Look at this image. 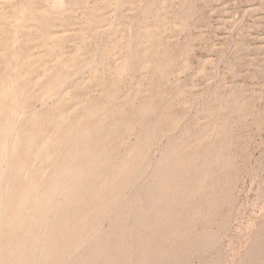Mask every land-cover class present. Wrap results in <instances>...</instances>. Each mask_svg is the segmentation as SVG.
Returning a JSON list of instances; mask_svg holds the SVG:
<instances>
[{
    "label": "rangeland",
    "instance_id": "374dc122",
    "mask_svg": "<svg viewBox=\"0 0 264 264\" xmlns=\"http://www.w3.org/2000/svg\"><path fill=\"white\" fill-rule=\"evenodd\" d=\"M19 1H13L18 6H15L19 9L17 12L27 9L26 4L31 3L45 14L41 17L36 13L32 25L16 34L8 27L0 26V72L5 77L11 75L4 77L3 80L9 79L5 85L0 74V82L7 86L12 80L14 83L7 86L9 90L15 85L13 91L21 93L23 87L25 93V96L23 91L17 95L18 100L24 96L25 106L14 130L19 126V134L30 130L34 134V143H39L47 134L54 137L50 143L42 145L45 149L42 155H52L51 160L47 156L34 164L43 168L45 175L54 171V164L62 163L65 152L73 149L79 152L83 164L86 157L88 160L92 157L91 149L101 150L102 158L92 165L93 169L90 166V171L96 174V184L83 192L92 197L97 188L121 186L109 198L89 203V215L97 208L103 210L97 224V231L101 230L96 231L95 236L110 237L111 221L117 219L122 210L131 213L133 209L129 207L133 201L140 207L142 203V206L147 204L143 196V202L141 200L142 191L150 186L156 171L165 169L174 179L169 181L170 191L164 195L171 205L170 220H167L171 223L153 225V233L152 225L146 226L150 222L148 219L136 221L131 215H121L120 232L124 236L120 246L128 247L127 264H135L139 242L148 243L152 249L149 257L164 258L167 260L164 264H171L173 256L178 258L177 264H264V0H62V4L58 0H47L46 3L45 0H22L21 4ZM0 5L5 15L2 17L12 20L14 11L7 5ZM19 5H22L21 9ZM87 17L95 19L92 22ZM49 33H55L56 44L50 42L43 47L42 41ZM13 34L22 38L18 39L17 47H14L17 39ZM10 41L14 43L15 53L11 51ZM11 53L12 58H9ZM14 55L18 56L16 62L12 60ZM31 55H34L33 60ZM39 56L38 64L34 62L36 69L32 72L27 66L26 70L27 62L35 61ZM6 61L4 68L8 65L10 73L9 68H3ZM8 61H13L12 67ZM31 65L30 68L35 67L33 63ZM121 65L127 69H121ZM12 70L15 76L11 74ZM18 71L21 76H17ZM57 72L64 74L66 80L51 91L46 89L49 95L41 99V88L52 85ZM49 75H53V79ZM59 116L63 118L55 123ZM80 124L91 127V133ZM69 129L87 134L80 141L85 147L91 144L87 150L81 146V152L79 144H72L77 140L70 139ZM41 133H46V137ZM66 136L69 137L67 140ZM146 139L144 152L137 150ZM46 145L48 147L44 148ZM169 147L177 149L175 159L163 158ZM19 150L23 156L33 149L20 147ZM105 151L108 154H104ZM105 160L109 164L107 167ZM68 168L73 170L75 166ZM110 172L115 173L117 181L108 180ZM103 179L105 184L101 185ZM88 180L80 181L77 187L89 184ZM184 192L187 195L181 199ZM130 200L131 203L126 204ZM108 201L110 203L104 205ZM71 207L70 212L76 210ZM24 223L27 225L28 220ZM79 224L82 231L87 226V222ZM131 224L133 231L129 229ZM83 234L84 231L79 233ZM81 241L78 251H70L64 262L57 264L75 263L78 255L90 250L91 243H95L93 237H84ZM113 250L107 249L104 255L113 256L117 252ZM42 255L38 253L37 257Z\"/></svg>",
    "mask_w": 264,
    "mask_h": 264
},
{
    "label": "bare ground",
    "instance_id": "6f19581e",
    "mask_svg": "<svg viewBox=\"0 0 264 264\" xmlns=\"http://www.w3.org/2000/svg\"><path fill=\"white\" fill-rule=\"evenodd\" d=\"M13 1L14 0H0V4L7 5L8 7L11 8V11H14L12 14L15 13L13 15L15 17L12 20H11V18H10V20H7V16L6 17H2V16H5V15L2 12V10H0V19H1L0 26L8 27L9 29H11V31H13V33L15 32L14 34H16V32L17 33L20 32V30L23 29V28H29L32 25V21H34V19H36V18H33V17H36V16H34V15H36V13H39L40 15H38V14L37 15L41 16V17L43 15V13L45 14V12H43V11L40 12V9L39 10L35 9L34 6L31 3L29 5L26 4L25 7L27 9H23L22 8V10L19 13V12H17L19 10V9H17L18 6L16 5V2H13ZM21 1H19V4H21ZM33 1H35V0H33ZM46 1L47 0H45V3H46ZM58 1H59L60 4L63 3L62 0H58ZM43 2H44V0H43ZM68 3L70 4V2H68ZM30 5H32V6H30ZM105 5H106V3H105ZM15 6H17V8ZM21 6L22 5H19L20 9H21ZM1 7L2 6L0 5V8ZM28 11H30V14H31V11H35V13L33 14V12H32V14L30 15V14H28ZM54 11H55V9H54ZM156 11H158V10H156ZM18 13H19V15H18ZM16 14L18 16H16ZM27 15H30L31 18L27 19L29 17ZM48 16H51V15H48ZM64 16H66V15H64ZM155 16H156V14H155ZM53 17H55V16H53ZM63 19H65V18H63ZM87 19H90L93 22V19H95V18L91 19V17H89V18L87 17ZM26 21H28L27 24L22 25V22H26ZM94 21H96V20H94ZM153 22H155V21H153ZM89 24L92 25L91 22H89ZM158 24H159V22H158ZM161 24H163V23H161ZM156 26L157 25H155V31L157 29ZM95 29H97V28H95ZM159 29H161L160 26H159ZM64 33H66V32H64ZM54 34L55 33H49L47 36H45L44 40L42 41L43 42L42 43L43 47H47L49 44H51L50 42H53V44H56V43H54V41H55V39H57V37H55ZM143 34H144V31H143ZM145 35H146V33H145ZM147 35H146V38L148 37ZM154 35H155V33H154ZM15 36L16 35H14V37ZM18 36H19V34H17V38L15 37L17 39L16 41H18V39H22L20 37L18 38ZM11 37H12V35H11ZM152 37H155V36H152ZM157 37H160V36L157 35ZM9 40H11V39H9ZM12 40L14 41V38ZM13 41L12 42L10 41V42L13 43ZM16 41L14 43H16L17 45H15L14 47L18 46L19 41L18 42H16ZM6 43H7V41H6ZM11 43L10 44L8 43V44L11 45V46L14 45V43L13 44H11ZM139 46H141V45H139ZM53 47H55V46H53ZM7 49H8V47H7ZM9 49H11V47H9ZM12 50H13V46H12L11 51ZM14 50H13V52L15 53ZM146 50L147 49H145V51ZM11 51L9 50V53ZM19 51H20V49H19ZM16 52H18V50ZM12 53L9 54V56L12 55ZM129 53H130V51L128 52V54ZM48 54H49V52H48ZM33 56H32V60H33ZM131 56H133V55H131ZM17 57L14 55L12 60H15V58H17ZM126 57H125V59H126ZM9 58H12V57L10 56ZM37 58H38V61H36ZM37 58L35 59V61L29 60V62H27L29 64L28 65L26 64V67L28 66L29 69H32V72H33L34 68L36 69V66L34 65V62H36V64H38L40 56L37 57ZM7 60H8V58H7ZM43 60H44V58H43ZM53 60L51 62H53ZM127 60H128V58H127ZM131 60H133V59H131ZM10 61H11V59H10ZM10 61H8L9 62L8 63L9 66H10V63L13 62V61L12 62H10ZM16 61L17 60H15V62ZM18 61H19V58H18ZM126 62L127 61H125V63ZM30 63L31 64L33 63V65L35 67L30 68V67H32V65L29 66ZM5 64H7V61L4 63L3 68L5 67ZM126 64H129V63L127 62ZM126 64L124 66H127ZM16 65H18V64L16 63ZM51 65H53V64H51ZM55 65H57V64H55ZM122 65L120 67L121 69L124 67ZM64 66L65 65H63V67ZM10 67H12V66H10ZM28 67L26 68V70H28ZM6 68H9L8 65L6 66ZM6 68H4V69H6ZM23 68H21V70ZM124 68H126V67H124ZM6 71H3V72L4 73L5 72L8 73V69ZM55 71L56 70L54 69V72ZM57 71H58V69H57ZM60 71H58V72H60ZM58 72L54 76L56 79H54V82L52 83V85L46 87L45 86L46 84L44 83L45 87L41 88L42 93L40 92L41 93V97H42V98L39 97L40 101H41V99H43V97L46 98V96L49 95V93H48L49 91L45 92L46 89L50 90L52 87L58 86L60 83H62L63 81L66 80L65 75L64 74L60 75V73L58 74ZM6 73H5V75L7 76L8 74H6ZM9 73H10V68H9ZM12 73H14L13 70H12L11 74ZM17 73H18L17 76H19V75L21 76V74H22V73H20V71H18ZM0 74L2 76L1 72H0ZM13 75L15 76V73ZM45 76L46 75H44L43 77H45ZM4 77H5L4 75L1 77L2 80L5 79V78H8V77H11V75L7 76L5 78ZM51 77H53V75L50 76V78ZM50 78H49V80H50ZM11 79H13V78H11ZM51 79H53V78H51ZM2 80H0V81L2 82ZM7 80L9 81V79L3 80L4 84H5V82ZM47 80H45V81H47ZM1 82H0V85H2ZM43 82H41V83L43 84ZM12 83H14V82H12V80H10V84L7 85V86L9 87ZM16 83H17V81H16ZM30 83H28V84L30 85ZM38 84H39V82H38ZM4 86L2 85L3 88H1V86H0V264H57V262H64L66 255L70 251H72L74 249H77V248L79 249V246H80L79 244L81 242H83L81 240L84 237H93L94 240H95V243L93 244V243L90 242L91 245H93V247L90 250L88 249L87 252L79 254L78 257H77L76 262L73 263V264H127V262L125 261V257H126L125 255H126V250L128 249V247L120 246V240L123 238L124 234H122L120 232V229L122 228L121 227L122 224L120 225V223H121V221H123V219L120 221L119 218H120L121 215L127 214V215H131V217L134 218V220H136V221H140V220L143 221V220L148 219L150 222L148 221L149 222L148 223L147 221H145V223H148L146 226L148 227V225L149 226L152 225L151 226L152 227L151 230L153 231V233H154L153 225H155V224L159 225L162 222H164V226H167V224H170L171 222L167 223V220L169 219L171 205H169L166 202L164 195L170 191L169 190V181L174 180L173 176L171 175V172L168 173V172H165V169H164V171H161L163 169H160V172L156 171L154 173L153 178L151 180L152 182H151L150 186L147 187L144 190V192L142 191L143 195L140 196L141 200H142V196L145 198V201H146L147 204L142 206L143 205V203H142L141 207H140L137 204L136 201H133L132 206L130 205L131 207H129V208L133 209L131 211V213L130 212L126 213V210H122L121 212L119 211L120 212L119 213V215H120L119 217L117 215L118 213H116L118 218L117 219L113 218V220H115V221H114V223H112V221H113L112 220L111 221V225L112 226H109L110 228L112 227V231H111L112 233H111L110 237L109 236L107 237V238H109V240H107V238H99V237L95 236L94 233H96V231H97L98 220L103 216L102 215L103 214V210H102V207L101 208H97L96 211H94L95 213L93 212L94 213L93 215H89L90 209H91V205H89V203L90 202L93 203L96 200L98 201L100 199L109 198L111 193L115 192V191L117 192V190L121 186V185L119 186L117 184L118 186L116 185V186L109 187V188H104V189L97 188V190L95 189L93 191V196L94 197L93 196L91 197V195H90V197H87L86 193L83 192L84 190H87V188H89V187L90 188L94 187L95 184H96V181H97V178L95 177L96 174L94 175V172L92 173V171H90V169L92 168L93 164L96 165V162H98V158L99 157L102 158L101 157V154H102L101 150L100 149H91V156L92 157H90V160H88V158L86 157L84 160L87 159L88 162H86L87 161L86 160L85 163L81 164V162H80V153L79 152H74L73 151L74 149L72 148L73 150L69 151L67 154H66V152L63 153L62 157L63 156L66 157V158L63 157L64 160L62 161V163L63 162L64 163L63 164L60 163L59 165L58 164L56 165V164L52 163V165L54 164L53 165L54 166V169H53L54 171H50L51 173L48 172L49 174L45 175L44 172H43V168L42 169L41 168H37V167L34 166V164H35V162L37 160L40 161V159H42V158L44 159L47 156H48L47 159L51 160L50 157H52V155H50V156L47 155L46 157H44L42 155L44 153L43 151L45 150V149L43 150L42 145H44L45 143H48V142L50 143V141H52L54 139V137H48V134H47V137H46V135H45L46 133L45 134L41 133V134L45 135L46 138L42 139L39 143H34V141H33L34 140L33 139L34 134L30 130H25L22 134H19L17 132V130L19 129L20 126L17 127L18 129L16 131L14 130L16 125L18 124L17 123V118H19L18 116H20V114L22 113V110H23V108L25 106L24 101L22 99V98H24V96H25L24 94L25 93H24L23 87H22L23 93H22V91H21V93L24 96L22 98L20 97L21 100H18L17 99V95L20 92H18V94H17L15 91L12 90V88L15 87V85L12 86L11 90H9L10 88H8L7 86H5L6 87V89H5ZM32 86H30V87H32ZM59 86H61V85H59ZM62 87H64V86H62ZM24 90H26V89H24ZM21 93H20V95H21ZM50 95H51V93H50ZM35 97L37 98V96H35ZM53 97H54V95H53ZM49 99H51V97ZM30 103H31V101H30ZM41 106H43V105L41 104ZM30 111H28V112H30ZM31 112H33V111H31ZM104 114H106V113H104ZM26 117H28V116H26ZM30 117H32V116H30ZM61 117L62 116H59V119H57V121H55V123H57V122L59 123ZM93 118H95V117H93ZM97 118H98V116H97ZM24 120H25V117H24ZM22 122H23V118H22ZM33 122H34V120H33ZM36 122H37V120L35 121V123ZM19 124L20 125L22 124L21 121L19 122ZM60 124H58L57 126L59 127ZM71 124H72V122H71ZM54 125H56V124H54ZM101 125H102V123H101ZM81 126H82V128L85 127V129L88 127V125L87 126L81 125ZM28 127H30V126H28ZM32 127H34V126H32ZM58 127H55V129L58 128ZM78 127L80 128V126H78ZM100 127H102V126H100ZM51 128L54 129V127H51ZM64 128H66V127H64ZM90 128H87V130H89ZM53 129L51 131H53ZM89 132L91 133V130H89ZM89 132H88V136H90ZM85 133H87V132H85ZM64 135H65V133H64ZM69 135H71V136H69ZM69 135L68 136L71 137L70 139H76L77 140L74 143H72V141H71V143L72 144H76L74 146H77V144H79L78 145L79 146L78 150H81L82 149L81 148L82 145H80V141L82 140V138L86 137L85 135H87V134L84 135L81 132L79 133L78 131H76L74 129H69ZM91 136H93V135L91 134ZM69 137H67L66 140ZM140 139L142 140V138H140ZM167 139H169V138H167ZM66 140H64V141L66 142ZM142 142H143V145L141 146V148H139L137 150L144 152L143 148L147 144V139L142 141ZM84 143L86 144L87 141L85 140ZM85 144H83V145H85ZM89 145H91V144H89ZM89 145L87 147H89ZM64 146H66V145H64ZM106 146H107V144H106ZM20 147H26V148L31 147L33 150H31V153H29V150H30L29 149L27 151L28 153L25 152L23 154V156H22V154L19 153L20 152V150H19ZM45 147H48V145L44 146V148ZM49 147H50V145H49ZM60 147L62 148V146H60ZM82 147H85V146H82ZM87 147H85L86 150H87ZM167 149H169V151H167ZM167 149H165L166 150L165 153H164L165 156L163 158H165V159H169V158L175 159L176 155H178L177 154L178 153L177 149H172L171 150L170 147L167 148ZM82 150H81V152H82ZM25 151H26V149H25ZM46 151H48V150H46ZM65 151H66V149H65ZM84 153H85V149H84ZM105 153H107V151H105L104 154ZM86 154H87V152H86ZM65 155H67V156H65ZM59 157H61L60 153H59ZM59 157H58V160H59ZM84 157H85V155H84ZM160 157H162V156H160ZM196 158H197V155H196ZM43 159H42V161H43ZM99 160H101V159H99ZM45 161H46V159L44 160V162ZM60 161H61V159H60ZM171 162L169 161V163H171ZM58 163H59V161H58ZM105 163H106V167H107V165L109 166V164H107V161ZM105 163H104V165H105ZM100 164H103V162L100 163ZM3 165L5 167H3ZM46 165H48V163ZM69 165H74L75 168L73 170H71L70 168H68ZM159 165H160V163H159ZM170 165H172V163ZM90 166H91V168H90ZM157 166H158V164H157ZM98 167H99V165H98ZM100 167L102 168V166H100ZM166 167H167V165H166ZM101 168H100V170H102ZM156 168H158V167H156ZM170 169H171V167H170ZM45 172H46V170H45ZM129 173H130V175L132 174L131 172H129ZM100 176H101V174H100ZM108 176H109L108 180H110V181H115L116 180L115 173L110 172L108 174ZM124 178H126V177H123V179ZM86 179L87 180L89 179L88 180L89 184L84 185V186L79 185L77 187V185H78V183L80 181L83 182ZM105 179H107V178H105ZM141 179H143V178H141ZM103 180H102V182H103ZM129 182L131 183L130 180H129ZM1 183H3V185H1ZM104 184H105V180H104L103 183H101V185H104ZM142 185H144V184H142ZM101 188H103V186ZM141 189H142V187H141ZM143 189H144V187H143ZM188 190L189 189L187 188L186 191L189 192ZM81 191L83 193H80ZM185 195H187V194H185V192H184V195L181 196V199H182V197H186ZM113 198H114V196H113ZM112 201H114V200H112ZM142 202H143V200H142ZM153 202H156L157 204L153 205ZM108 203H110V202L109 201L107 203L104 202V205H106ZM118 203H121V202L118 201ZM122 203H123V201H122ZM128 203H131V200L129 202H127L126 204H128ZM138 203H139V201H138ZM116 204H117V202H116ZM116 204H114V205H116ZM180 204L178 203V205H180ZM71 205L76 208V210H74L73 212L69 211V207H71ZM104 205H103V207H104ZM116 206H119V205H116ZM123 206H124V204H123ZM128 206L129 205H127V207ZM74 207H71V208H74ZM115 209H113L114 212H115ZM119 209H120V206H119ZM125 209H127V208H125ZM150 211H152L151 212L152 214L154 213L153 215L151 214L152 216L149 213ZM179 211H180V208H179ZM114 212H111V213H114ZM127 218L130 219L129 216ZM170 218H172V217H170ZM109 219H111V218L109 217ZM155 219L158 220V222L154 223L153 221ZM26 220H28V224L26 223L27 225H25V223H24ZM82 222H84V223L87 222V226L83 228L84 229L83 230L84 234L83 235H79L80 232L81 233L83 232L82 230H80L82 227L81 228L79 227V225H80L79 223H82ZM46 227H48V228H46ZM131 227H132V224L130 225L129 229H130V231H133V230H131ZM135 228H136V226H135ZM132 229H133V227H132ZM100 230L101 229H99L98 231H100ZM170 231L172 232L173 230L171 229ZM131 235H133V234H131ZM136 236H137V234H136ZM149 236H152V235H149ZM170 238H172V237H170ZM170 238H169V241H170ZM128 240H126V242ZM169 241H167V242H169ZM174 241H176V239ZM205 241H207V239ZM131 242H132V240H131ZM147 242H148V240H147ZM86 243H84V244H86ZM128 243H129V241H128ZM86 246L87 245H85V247ZM109 248L114 249V250L117 251V252H115V254L113 256H110V257L104 255L105 251L107 249H109ZM78 249H77V251H78ZM134 249H135V247H134ZM158 249H160V248H158ZM180 249H181V244H180ZM169 252H171V251H169ZM38 253H39V255H40V253L41 254L43 253V255L40 256V257L39 256L37 257ZM73 253H74V251H73ZM151 253H152V249L150 248L148 243L139 242L137 244V247H136V262H135V264H140L141 262H142V264L144 262H145L144 264H164V262L165 263L167 262L166 259H164V258L161 259V257H156V258L151 259L149 257V256H151L150 255ZM172 254H173V252L171 253V256H173ZM132 255H134V254H132ZM176 255L178 256L179 254H176ZM128 257H127V259H128ZM74 259H75V257H74ZM177 259H178L177 257L173 256L172 260H170V263L171 264H177Z\"/></svg>",
    "mask_w": 264,
    "mask_h": 264
}]
</instances>
